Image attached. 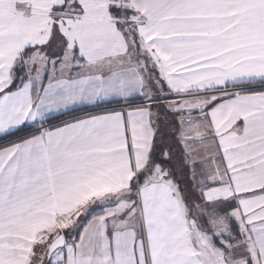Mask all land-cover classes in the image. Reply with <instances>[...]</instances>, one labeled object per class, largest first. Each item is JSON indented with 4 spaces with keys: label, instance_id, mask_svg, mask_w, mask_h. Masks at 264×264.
Wrapping results in <instances>:
<instances>
[{
    "label": "snow or ice",
    "instance_id": "6c2138e0",
    "mask_svg": "<svg viewBox=\"0 0 264 264\" xmlns=\"http://www.w3.org/2000/svg\"><path fill=\"white\" fill-rule=\"evenodd\" d=\"M0 264H264V0H0Z\"/></svg>",
    "mask_w": 264,
    "mask_h": 264
}]
</instances>
